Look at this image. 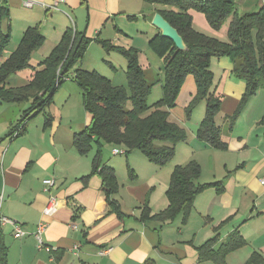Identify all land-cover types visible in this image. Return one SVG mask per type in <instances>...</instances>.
<instances>
[{"label": "crops", "instance_id": "1", "mask_svg": "<svg viewBox=\"0 0 264 264\" xmlns=\"http://www.w3.org/2000/svg\"><path fill=\"white\" fill-rule=\"evenodd\" d=\"M36 1L38 5L26 8L21 0H0V41L4 37L8 39L0 63L19 46L7 53L15 40L11 19L25 8L26 14L20 17L25 30L22 33L20 25L16 31L24 36L28 28L38 27L45 38L43 48L51 43L49 51L72 29L91 40L88 48L98 43L116 50L137 49L143 68L152 69L154 64L146 61L142 54L150 41L161 34L152 23L159 6L144 0H65L58 10H52L42 4L52 5L53 0ZM263 8L264 0H258L255 9L245 14ZM190 14L195 30L218 36L204 14L194 10ZM62 16L71 19L74 25L62 21ZM116 18L124 21L128 28H119ZM133 23L137 26L131 33L128 29ZM111 25L114 26L112 35H106ZM49 37L54 41H48ZM228 60L223 57L216 66L211 64L214 75L211 92L222 98L217 124L225 148H216L198 138L204 111L206 113V101H202L191 116L173 119L185 128L188 138L176 146L175 156L170 161L175 164L172 163L170 169L165 167L170 163L161 167L133 155L124 164L122 159L112 158L123 154L114 155L117 147L110 144H103L100 149L93 143L90 152L81 154L74 145V138L90 125L87 112L88 117L76 126H72L74 122L65 124L61 111L54 117L43 110L35 116L30 114L22 122L32 104V101L27 102L30 107L23 114L20 110L15 120L9 121L7 132H0L2 214L20 223L26 232L25 237L17 239L11 225L2 228L3 264H217L213 260H201L199 248L217 237L214 246L217 249L233 234H238L244 243L226 256L225 264H232V254L240 252V264H264V139L261 136L264 109L260 105V112L252 116L248 110L256 97L250 98L230 127L229 117L239 109L247 85L236 77L234 63ZM164 68H158L162 74ZM23 72L25 70L11 76L7 85L26 86L34 73ZM263 88L258 94H262ZM196 92L195 78L189 75L176 105L188 108ZM0 102L3 109L5 102ZM18 131L17 136L13 135ZM180 156L183 158L176 162ZM192 161L201 168L199 183L213 186L196 197L187 222L182 215L163 225L146 220L168 206L167 191L175 167ZM96 164L114 170L118 190L109 200L118 211L107 201L102 176L95 172ZM168 173L170 178H167ZM47 180H54L49 191H46ZM50 198H54L56 204L45 216L43 211ZM41 222L48 224L44 238L51 252L37 248L34 233ZM105 250L109 252L102 254Z\"/></svg>", "mask_w": 264, "mask_h": 264}, {"label": "trees", "instance_id": "2", "mask_svg": "<svg viewBox=\"0 0 264 264\" xmlns=\"http://www.w3.org/2000/svg\"><path fill=\"white\" fill-rule=\"evenodd\" d=\"M159 6L160 13L183 37L188 51H179L175 44L157 35L150 45L158 54H164L165 68L162 85L163 96L153 105L148 104L152 84L146 79V70L140 60L137 49H121L127 60V80L130 94L111 80L96 71L83 68L75 70V82L82 92L84 109L90 116V125L77 134L74 145L81 154H87L95 143L101 149L103 144L124 146L129 151L140 150L147 159L158 166H165L175 156L176 146L187 140L185 128L173 120L171 110L184 80L193 75L197 92L188 106V116L202 101H206V114L198 131V138L216 148L224 149L220 140V127L217 118L220 113L222 98L211 92L213 57H227L234 63V74L246 82V92L236 114L229 117L230 127L235 123L237 114L244 109L248 100L260 88L264 87V8L256 13L240 15L233 0H144ZM204 14L213 30L219 31L224 22L232 17L228 42L208 36L194 29L190 11ZM44 36L38 27H30L11 56L0 63V101L13 104L30 102L31 107L25 112V121L30 114L37 115L53 102V97L61 85L58 81L62 72L71 71L84 57L91 40L82 34L68 29L61 42L48 58L39 64L33 78L24 87L13 88L7 85L8 79L28 68L33 53L44 44ZM8 43L7 38L0 41V57ZM106 48H112L104 45ZM132 109H126L128 102ZM264 121V120H263ZM15 133H13L14 135ZM127 153V152H126ZM95 172L101 174L102 189L114 211L118 208L110 202V197L118 190V181L111 167L95 166ZM201 168L192 161L184 166H176L167 191L168 206L153 217L163 224L173 222L183 216L187 222L196 197L213 184L199 183ZM217 237L199 248L201 260H213L225 264L228 254L243 246L242 238L233 234L219 248H214ZM5 261V250L0 245V264Z\"/></svg>", "mask_w": 264, "mask_h": 264}, {"label": "rangeland", "instance_id": "3", "mask_svg": "<svg viewBox=\"0 0 264 264\" xmlns=\"http://www.w3.org/2000/svg\"><path fill=\"white\" fill-rule=\"evenodd\" d=\"M233 1L235 3L237 13L240 15H243L246 12H250V11L254 10L255 6H256V1H258V0H233ZM26 11L27 10L25 8H23V10H21V12H19V14L15 18L11 19L14 23V26H15V40L10 43L9 47L7 48V53L13 52L17 48L19 43L21 42L23 35H20L21 33L18 34V32L16 30H17V28H20V25H21L22 33L25 30L24 27H22L23 24L20 23V17H22L23 14L25 15ZM61 18H62V21H64V22L68 21V24L70 26L74 25V23L72 22L71 19L66 20V18L64 16H62ZM73 19L75 20L74 17H73ZM231 20H232V17L228 18L224 22V24L222 25V27L220 28L219 31L214 30L216 33H218V36H216V35L211 36L209 34H206V35L218 38L222 42H228L229 41L228 31H229ZM12 21H11V24H12ZM115 24H117V26L119 28H121V27H123L124 29L128 28L126 23H124V21H120V19H117L115 21ZM141 24H142V22H141ZM135 26H137V25L135 23H133L131 25V27H129V29H128L129 32H131V33L135 32V30H136ZM113 30H114V26L111 25V26H109V29L105 32V34L106 35H108V34L112 35ZM221 32L224 33V35L222 37L220 36ZM102 38H104V37H102ZM48 41L53 42L54 39L52 37H49ZM50 44L51 43L47 44V46H45V48H43L44 46L42 45L35 51V53L32 56V59L30 61L28 68H26L25 72H23V73H27L28 71L35 73V70H38L39 64L43 60L48 58L50 56V54L52 53V51H49L50 50ZM142 55L146 59V61L153 63L155 66H157V68L155 67V69H154L153 68L154 65H153L152 69L148 70V71L146 69V79L149 82V84H152V89H151L150 97L148 99V104L153 105L156 102H158L163 96L162 85L164 82V76L158 68H159V66L161 68H164L165 57H164V54L160 55L156 51H154L153 48L151 47L150 43H149V47H147V49L145 47V51ZM143 57H142V59H143ZM218 59H220V58L219 57H213L211 60V64L213 63V66H216ZM228 59H229L228 61H231L230 58H228ZM161 60H163L162 63H161ZM143 62H145L144 59H143ZM81 67L88 70V71L98 72L102 76H105L106 78L111 80L113 85L124 88L128 92V94H130V88H129L128 80H127V60H126L125 56L121 52H119V50H116L114 48H106L105 46L98 44V43L91 44L90 47L88 48L87 52L85 53L84 57L82 58V60H80L74 66V68L71 71L64 73V74H66V77L61 79V85L58 88V90L56 91L55 96L53 97V104H51L50 107H47L45 109L46 111L51 112V114L54 115V117L57 116L58 111L64 112L63 113V115H64L63 119L66 122L65 124L70 125L69 122H74V125H72V126H76L77 124L80 123V121L82 122V120L84 121L88 117L87 113L84 109L82 92H81L79 86L77 85V83L75 82V70L78 68H81ZM217 74H216V77L219 78V76H217ZM213 81H214V75H213ZM217 82H218V79L215 80V83H217ZM260 89H262V88H260ZM260 89L258 91H260ZM258 91L255 94H253L251 97V98L256 97V98H253V102H252V104L248 110V112L250 114H252V116H256L260 112V111L258 112V109H260V105H261V108L263 107L262 109H264V90H261L262 94H258ZM30 103L17 102V103H13L11 105L3 103L4 108L2 109L0 107V132H4V133L7 132V130H9V127H8L9 121L15 120V115L20 110L22 111V114H23L24 111L30 107ZM179 103H180V99H179ZM1 104L2 103L0 102V105ZM200 104H201V102L195 107V109ZM5 106H7V107H5ZM126 109H128V110L132 109V104L130 101L127 103ZM199 109H200L199 110V112H200L202 108L199 107ZM187 110H188V108H184L181 104H177L171 110V114H172L171 116L173 119H176V120L180 119V117L181 118H187V115H188ZM204 114H206L205 111H204ZM195 117H196V114H195ZM20 118H21V116L17 117L16 122ZM42 120H44V118H42ZM261 136L264 139V132H262ZM114 147L120 148L121 150L127 152V154H125V155L123 154V155L112 157V158H116L117 160L122 159L121 161L124 164L127 163L128 159L131 157V155H133L134 158L138 157L139 159H141V161H144L146 163L149 162L146 155L143 152H141L140 150L129 151L124 146H114ZM182 147H184V145ZM182 158H183V156H180L176 160V162H180V160ZM172 163L175 164V162L172 161L169 164V166H165V167H167V169H170L168 167H170V165H172ZM133 164H134V162H133ZM134 166H136V165H134ZM171 167H173V166H171ZM141 169H143V167ZM141 169L138 168L139 172H141ZM163 173H165V172H163ZM170 176L171 175H169V173H168L167 178H170ZM142 177H146V176L142 175ZM240 253L232 254L231 257L234 258V260H232V264H240V260L238 259L239 258L238 256L240 255Z\"/></svg>", "mask_w": 264, "mask_h": 264}, {"label": "built area", "instance_id": "4", "mask_svg": "<svg viewBox=\"0 0 264 264\" xmlns=\"http://www.w3.org/2000/svg\"><path fill=\"white\" fill-rule=\"evenodd\" d=\"M21 2L23 4V6L26 8H33L39 4L36 0H21ZM65 2H66L65 0H53L52 5H49V6L46 4H42V5L46 8L48 7L52 10H58L59 6L64 4ZM19 131H18V133H15V136H17L19 134ZM113 153H114V155H119V154H124L125 151H123L119 148H116V149H114ZM45 184H46V191H49V189L54 186V180H47V181H45ZM263 184H264V181H263ZM55 204H56V200L54 198H50L47 206L45 207V209L43 211L45 216L49 215L52 212L53 208L55 207ZM6 225H11L14 228V237L15 238L21 239V238L26 236V232L20 223H18L17 221H15L13 219H10V218H8L2 214V199H0V240H1V230ZM47 228H48V224L46 222L39 223L37 226V229L34 233V237H35L36 242H37V248L40 251L51 252L52 248L46 244L45 238H44L45 233L47 231ZM108 252H109L108 250H105V251H102L101 253L106 254Z\"/></svg>", "mask_w": 264, "mask_h": 264}, {"label": "water", "instance_id": "5", "mask_svg": "<svg viewBox=\"0 0 264 264\" xmlns=\"http://www.w3.org/2000/svg\"><path fill=\"white\" fill-rule=\"evenodd\" d=\"M153 25L161 31V35L169 40H171L176 48L186 53L188 51V47L183 39V37L179 34L178 30L175 29L160 13H157L153 18ZM64 75V72L58 78V81Z\"/></svg>", "mask_w": 264, "mask_h": 264}]
</instances>
